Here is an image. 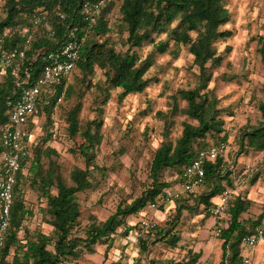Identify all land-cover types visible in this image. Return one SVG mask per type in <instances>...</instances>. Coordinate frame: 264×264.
Listing matches in <instances>:
<instances>
[{
	"label": "clouds",
	"instance_id": "obj_1",
	"mask_svg": "<svg viewBox=\"0 0 264 264\" xmlns=\"http://www.w3.org/2000/svg\"><path fill=\"white\" fill-rule=\"evenodd\" d=\"M0 264H264V0H0Z\"/></svg>",
	"mask_w": 264,
	"mask_h": 264
}]
</instances>
